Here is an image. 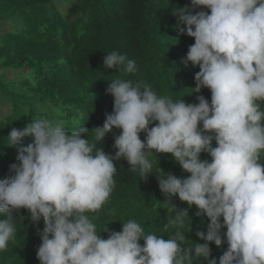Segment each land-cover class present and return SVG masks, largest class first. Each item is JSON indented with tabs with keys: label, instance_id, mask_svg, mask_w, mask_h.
<instances>
[{
	"label": "clouds",
	"instance_id": "1",
	"mask_svg": "<svg viewBox=\"0 0 264 264\" xmlns=\"http://www.w3.org/2000/svg\"><path fill=\"white\" fill-rule=\"evenodd\" d=\"M200 8L210 13L194 11ZM173 14L195 39L184 59L200 69L192 91L210 89L211 103L202 95L195 104L173 101L147 85L112 81L107 92L114 97L113 112L92 133L100 143L114 127L122 130L114 156L84 138L87 129L69 132L63 121L40 119L13 128L8 146L18 147L29 136L34 142L19 147L12 174L0 180V251L15 242L14 212L23 208L32 222L42 219L45 225L40 264H193L194 258L209 259V245L220 246L225 237L227 250L209 264H264V0H191V7ZM103 63L122 73L135 70L134 61L116 51ZM153 150L171 154L190 173L183 179L156 176L166 198L178 196L210 220L206 233H196L205 243L185 248L184 232L165 239L145 234L135 220L122 221L121 231L103 239L87 215L108 201L114 161L125 159L130 171L147 179ZM201 153L211 162L201 160ZM185 216L188 210H178L169 223L183 227Z\"/></svg>",
	"mask_w": 264,
	"mask_h": 264
},
{
	"label": "trees",
	"instance_id": "2",
	"mask_svg": "<svg viewBox=\"0 0 264 264\" xmlns=\"http://www.w3.org/2000/svg\"><path fill=\"white\" fill-rule=\"evenodd\" d=\"M63 1V5L68 4L64 11L56 0H0V23L11 26L0 33V103L11 105V111L0 118V180L12 174L19 147L34 142L29 136L18 147H10L9 133L13 128L24 129L34 120L63 121L69 132L78 127L87 129L83 137L114 156L115 137L122 130L114 127L100 143L92 131L102 127L107 114L113 112L114 97L107 89L117 79L139 84L141 89L150 86L158 96L173 101L184 99L195 104L202 95L211 103L210 89L192 91L200 69L185 65L184 59L195 39L186 34L187 26L179 24L173 14L175 9L191 7V0ZM201 10L210 13L206 8L194 11ZM113 51L134 61L135 70L122 73L106 69L104 58ZM140 138L145 140L146 133H140ZM153 152L156 157L149 156L153 174L147 179L138 171H130L125 159L114 161L117 172L113 191L100 210L87 215L103 239L111 231H121L122 221L135 220L145 234L165 239L177 231L184 232L180 243L185 248L194 242L205 243L196 233H206L210 220L197 215L198 209L190 208L178 196L166 198L159 188L157 176L172 173L183 179L190 173L171 154ZM211 159L208 153H201V160ZM260 162L264 164V155ZM181 209L188 210L189 215L184 217L183 227L171 225L169 221ZM14 217L15 242L9 241L0 251V264H40L37 250L42 243L43 220L32 222L30 212L23 208L14 212ZM107 227L109 232H102ZM226 231L222 229V235ZM139 243L143 246L144 241ZM209 246V259L194 258L193 264H209L210 259L219 262L228 247L226 237L222 245Z\"/></svg>",
	"mask_w": 264,
	"mask_h": 264
},
{
	"label": "rangeland",
	"instance_id": "3",
	"mask_svg": "<svg viewBox=\"0 0 264 264\" xmlns=\"http://www.w3.org/2000/svg\"><path fill=\"white\" fill-rule=\"evenodd\" d=\"M74 0H71L70 3H72ZM57 5L59 6L60 9H62L64 11V9H66L68 7V4H65L63 0H56ZM11 28L10 25L8 24H4V23H0V33L5 31V30H9ZM18 75H20L18 73ZM2 95V94H1ZM1 100V98H0ZM11 105H8L7 107L3 104L0 103V118H3L6 114H8L11 111Z\"/></svg>",
	"mask_w": 264,
	"mask_h": 264
}]
</instances>
